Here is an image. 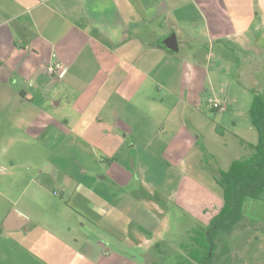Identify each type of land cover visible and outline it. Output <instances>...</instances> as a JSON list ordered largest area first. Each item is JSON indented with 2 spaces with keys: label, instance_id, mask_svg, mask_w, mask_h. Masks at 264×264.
<instances>
[{
  "label": "crops",
  "instance_id": "1",
  "mask_svg": "<svg viewBox=\"0 0 264 264\" xmlns=\"http://www.w3.org/2000/svg\"><path fill=\"white\" fill-rule=\"evenodd\" d=\"M227 41L264 52V0H0V264H152L209 225L206 142L254 127Z\"/></svg>",
  "mask_w": 264,
  "mask_h": 264
},
{
  "label": "trees",
  "instance_id": "2",
  "mask_svg": "<svg viewBox=\"0 0 264 264\" xmlns=\"http://www.w3.org/2000/svg\"><path fill=\"white\" fill-rule=\"evenodd\" d=\"M253 94L250 115L258 131V144L249 145L252 150L249 157L234 161L229 172L212 169L213 177L223 190V208L209 225L199 223L191 228L177 248L170 249L172 244L169 242L158 245L155 251L164 248L161 255L166 257L152 264H216L230 252L228 245L221 248L222 241L243 221L244 203L264 200V97L255 92ZM174 255L178 257L174 258Z\"/></svg>",
  "mask_w": 264,
  "mask_h": 264
},
{
  "label": "rangeland",
  "instance_id": "3",
  "mask_svg": "<svg viewBox=\"0 0 264 264\" xmlns=\"http://www.w3.org/2000/svg\"><path fill=\"white\" fill-rule=\"evenodd\" d=\"M225 45L227 48L231 49H229L228 53L225 52L229 60L239 64L240 62L238 59H245L242 61L243 65L241 64L242 66L237 71V79L235 82L237 84H242L244 88H246L244 89L246 91L243 93L246 97H241V99H244L242 101L246 102V105L251 106L255 97L253 92L264 97V52L260 54L259 51L251 48L249 50H242V53H240L237 44L227 41ZM246 54L250 55L247 59L245 56ZM239 94L240 93H238V95ZM211 112L212 111H209L210 114ZM212 115L213 117L215 116V114ZM231 133H226L227 142H206L207 148L210 151L201 155V165L199 169L202 170L200 171L204 173L207 172L212 176V169L229 172L233 161L249 157V154L252 152L249 145L255 146L259 142L258 131L255 127L250 130L245 129L243 131L237 130L233 132L248 141L247 143L245 142V145L244 142H233L234 139ZM243 214L247 217L251 216V218H264V201H246L243 207ZM172 229L173 232L179 233V230L174 224ZM258 229L260 228L253 222H244L234 229L231 234L226 235L222 241L223 244L221 248L223 249L225 245H228L230 247V252L222 257L216 264H264V252H260V242L255 239V234ZM185 238L186 237H183V240H185Z\"/></svg>",
  "mask_w": 264,
  "mask_h": 264
},
{
  "label": "built area",
  "instance_id": "4",
  "mask_svg": "<svg viewBox=\"0 0 264 264\" xmlns=\"http://www.w3.org/2000/svg\"><path fill=\"white\" fill-rule=\"evenodd\" d=\"M47 71L53 76L55 75V76L61 77L66 72V69L62 67L60 64H55V65L49 66ZM213 106L215 108H221V105L217 103L216 101H213Z\"/></svg>",
  "mask_w": 264,
  "mask_h": 264
},
{
  "label": "water",
  "instance_id": "5",
  "mask_svg": "<svg viewBox=\"0 0 264 264\" xmlns=\"http://www.w3.org/2000/svg\"><path fill=\"white\" fill-rule=\"evenodd\" d=\"M164 44L172 52L179 51V44H178L177 36L175 34H171L170 36H168L165 39Z\"/></svg>",
  "mask_w": 264,
  "mask_h": 264
}]
</instances>
